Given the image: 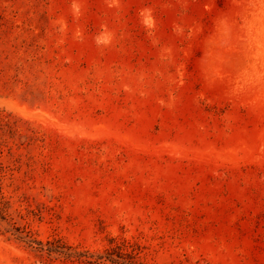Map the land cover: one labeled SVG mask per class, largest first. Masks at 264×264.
Wrapping results in <instances>:
<instances>
[{
    "label": "rangeland",
    "instance_id": "374dc122",
    "mask_svg": "<svg viewBox=\"0 0 264 264\" xmlns=\"http://www.w3.org/2000/svg\"><path fill=\"white\" fill-rule=\"evenodd\" d=\"M0 264H264V0H0Z\"/></svg>",
    "mask_w": 264,
    "mask_h": 264
}]
</instances>
